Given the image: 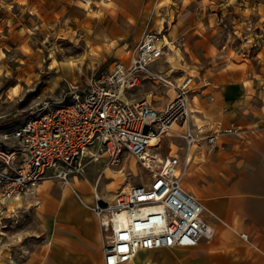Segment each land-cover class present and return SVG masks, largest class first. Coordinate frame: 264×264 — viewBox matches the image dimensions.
Masks as SVG:
<instances>
[{
	"label": "rangeland",
	"instance_id": "374dc122",
	"mask_svg": "<svg viewBox=\"0 0 264 264\" xmlns=\"http://www.w3.org/2000/svg\"><path fill=\"white\" fill-rule=\"evenodd\" d=\"M258 17H264V0H0V149L12 147L5 137L31 105L64 99L90 75L127 60L145 28L161 30L169 41L158 68L171 84L139 89L162 105L189 76L193 88L231 61L254 60L264 44ZM150 66L156 69L155 63ZM105 160L86 162L78 174L91 184L100 174L101 197L113 194L108 184L115 172V186L150 181L131 156L119 166L106 167ZM38 195H20L18 203L0 195V264H25L43 240Z\"/></svg>",
	"mask_w": 264,
	"mask_h": 264
},
{
	"label": "built area",
	"instance_id": "2783aa9c",
	"mask_svg": "<svg viewBox=\"0 0 264 264\" xmlns=\"http://www.w3.org/2000/svg\"><path fill=\"white\" fill-rule=\"evenodd\" d=\"M164 37L161 30L145 28L127 61L117 60L109 70L90 75L64 99L31 105L26 118L5 137L12 147L0 149L2 199L30 193L44 179L68 183L71 175L84 171L86 162L101 157L109 167L119 166L128 155L148 171V183L119 187L109 199L97 191L101 175L95 179L91 209L102 234L103 264H123L140 249L193 246L215 234L201 216L202 204L180 182L190 148L211 146L217 134L229 129L205 135L193 128L190 77L174 86L173 97L161 108L144 98H124L127 89L144 79L171 84L150 66L165 51ZM167 134L181 139L182 159L178 149L166 154L157 149Z\"/></svg>",
	"mask_w": 264,
	"mask_h": 264
},
{
	"label": "crops",
	"instance_id": "0c3cea01",
	"mask_svg": "<svg viewBox=\"0 0 264 264\" xmlns=\"http://www.w3.org/2000/svg\"><path fill=\"white\" fill-rule=\"evenodd\" d=\"M258 19L264 34V17ZM153 63L152 70L161 73L160 60ZM158 82L142 80L126 90L125 100L144 98L155 108L163 107L173 96L160 105L150 93L139 91ZM188 87L193 128L205 135L229 129L217 134L211 146L190 148L180 182L202 204L201 216L215 234L193 246L140 249L123 264H264V44L254 60L231 61ZM162 143L167 152L178 149L182 159L183 143L177 135L160 138V153ZM68 184L44 179L30 192H40L38 234L46 240L25 264H103L102 234L91 209L94 183L71 175Z\"/></svg>",
	"mask_w": 264,
	"mask_h": 264
},
{
	"label": "bare ground",
	"instance_id": "6f19581e",
	"mask_svg": "<svg viewBox=\"0 0 264 264\" xmlns=\"http://www.w3.org/2000/svg\"><path fill=\"white\" fill-rule=\"evenodd\" d=\"M102 38H103V36H101ZM164 39H165V41L167 42V43H169V41L167 40V38L166 37H164ZM13 91V94L15 95V93H16V90H12ZM155 142V139H152L151 140V145H153V143ZM112 175L113 176H115V177H113V181H111L109 184H108V190H114V189H116V188H119V187H121V186H115L114 184H115V180L117 179V178H119V174L118 173H112ZM127 187V186H126ZM123 188V187H122ZM17 196V197H16ZM15 197L16 198H14L13 200H11V202H17L18 203V199L20 198V195L18 196V195H16ZM12 198V197H11ZM9 199V198H8ZM9 205H11V204H9Z\"/></svg>",
	"mask_w": 264,
	"mask_h": 264
}]
</instances>
